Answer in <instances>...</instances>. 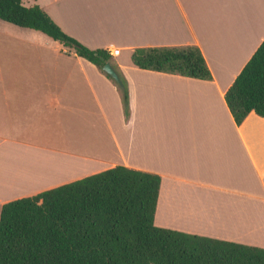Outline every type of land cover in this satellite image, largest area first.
I'll return each mask as SVG.
<instances>
[{"label":"crops","instance_id":"1","mask_svg":"<svg viewBox=\"0 0 264 264\" xmlns=\"http://www.w3.org/2000/svg\"><path fill=\"white\" fill-rule=\"evenodd\" d=\"M91 49L119 48L128 89L40 30L0 19L4 203L124 165L161 176L155 224L264 248V117L226 92L264 40V0H24ZM197 45L212 79L143 69L137 47ZM121 86V85H120Z\"/></svg>","mask_w":264,"mask_h":264},{"label":"trees","instance_id":"2","mask_svg":"<svg viewBox=\"0 0 264 264\" xmlns=\"http://www.w3.org/2000/svg\"><path fill=\"white\" fill-rule=\"evenodd\" d=\"M0 19L42 31L103 72L112 61L106 49L67 34L39 5L0 0ZM132 61L143 69L213 78L197 45L137 47ZM119 88L128 109L127 86ZM226 100L238 125L252 113L264 117V40ZM160 183L156 173L116 165L4 203L0 264H264V248L157 226Z\"/></svg>","mask_w":264,"mask_h":264},{"label":"water","instance_id":"3","mask_svg":"<svg viewBox=\"0 0 264 264\" xmlns=\"http://www.w3.org/2000/svg\"><path fill=\"white\" fill-rule=\"evenodd\" d=\"M104 71L108 73L119 85H123V80L121 79L118 71L114 67L111 61L107 62L104 67Z\"/></svg>","mask_w":264,"mask_h":264},{"label":"built area","instance_id":"4","mask_svg":"<svg viewBox=\"0 0 264 264\" xmlns=\"http://www.w3.org/2000/svg\"><path fill=\"white\" fill-rule=\"evenodd\" d=\"M107 52L113 57V56L119 55L120 49L119 48H114V47H109L107 49Z\"/></svg>","mask_w":264,"mask_h":264}]
</instances>
